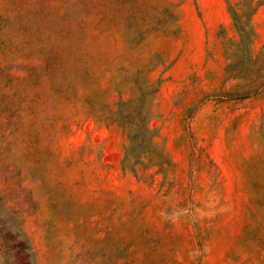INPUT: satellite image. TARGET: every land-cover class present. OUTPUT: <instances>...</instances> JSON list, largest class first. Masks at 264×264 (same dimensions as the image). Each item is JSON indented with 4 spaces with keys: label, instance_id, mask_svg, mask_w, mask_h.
I'll return each mask as SVG.
<instances>
[{
    "label": "rangeland",
    "instance_id": "obj_1",
    "mask_svg": "<svg viewBox=\"0 0 264 264\" xmlns=\"http://www.w3.org/2000/svg\"><path fill=\"white\" fill-rule=\"evenodd\" d=\"M0 264H264V0H0Z\"/></svg>",
    "mask_w": 264,
    "mask_h": 264
},
{
    "label": "trees",
    "instance_id": "obj_2",
    "mask_svg": "<svg viewBox=\"0 0 264 264\" xmlns=\"http://www.w3.org/2000/svg\"><path fill=\"white\" fill-rule=\"evenodd\" d=\"M145 134H146V130L145 131H142V136L144 137L145 136ZM130 141L133 143V139H130Z\"/></svg>",
    "mask_w": 264,
    "mask_h": 264
}]
</instances>
